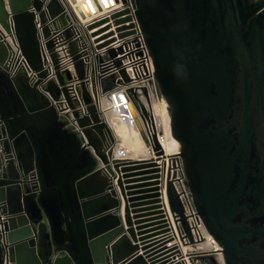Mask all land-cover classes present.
Instances as JSON below:
<instances>
[{"label": "water", "instance_id": "water-1", "mask_svg": "<svg viewBox=\"0 0 264 264\" xmlns=\"http://www.w3.org/2000/svg\"><path fill=\"white\" fill-rule=\"evenodd\" d=\"M76 2L0 0V264H264V0ZM137 25L175 153L118 54ZM108 97L150 156L114 153Z\"/></svg>", "mask_w": 264, "mask_h": 264}, {"label": "built area", "instance_id": "built-area-1", "mask_svg": "<svg viewBox=\"0 0 264 264\" xmlns=\"http://www.w3.org/2000/svg\"><path fill=\"white\" fill-rule=\"evenodd\" d=\"M94 30V29H93ZM94 37H91V40ZM11 43L13 44L14 49L18 52L19 51V45L15 41H13L11 38ZM117 42V41H116ZM122 46V49L119 51V56L122 57V64L125 67L126 71L128 74L131 76L132 84L134 85H141V84H151L152 85V90L157 94V97L160 100H163L164 98L162 96H159L156 90V84H155V75H154V65L150 56V53L148 51L147 45L145 43L143 34L139 28V26H136V32L130 34L124 42L120 41L117 42L116 44H120ZM161 137V136H160ZM162 141V140H161ZM174 169L177 172V177L175 179V184L177 187V190L180 193V197L185 205V212L188 215V220L189 223L192 227L193 232L201 236L202 232V227L203 223L201 220L200 215L198 214L195 206L192 203V198L190 195V191L185 185L184 182V175H183V170L181 163L179 161L175 162ZM164 203L165 206L164 210L166 211L169 209L168 208V201L166 198L165 194V189H164ZM172 221H167V230L163 232L161 235V240L158 242V246L163 245L167 247H172L175 244H179L182 246V241L179 237V233L175 228L174 222ZM172 224V226H171ZM209 241L214 244L215 248H218L219 245L217 242L209 236Z\"/></svg>", "mask_w": 264, "mask_h": 264}, {"label": "crops", "instance_id": "crops-1", "mask_svg": "<svg viewBox=\"0 0 264 264\" xmlns=\"http://www.w3.org/2000/svg\"><path fill=\"white\" fill-rule=\"evenodd\" d=\"M77 3L82 5L83 2H82V0H77ZM106 3L107 4H111L110 1H107ZM72 6H75V5L72 4ZM99 14L100 13L93 14V16H98ZM81 20H82V22H85L87 19H81ZM103 25L104 24H102L100 26H103ZM96 28H98V27H96ZM110 28L114 29L115 26L113 25ZM91 31L92 30H90V32ZM60 48L61 47H58V49H60ZM148 91H149V94H150V97H151V101H152V106H153V111H154L155 117L158 114L162 115L161 111H160V106L163 104L162 100H160L157 97V94L153 90L149 89V87H148ZM143 93L144 92L141 90V93H140L139 96L141 97V99L145 103H147L146 95L143 94ZM103 100L101 101V104H100V110H103V114L102 115L110 123V125H111V127L113 129V133H114V135H115V137L117 139L115 141L116 145H115L114 153L116 155H118V156H122V154L129 155V156H131L133 158H137V157H141V156H150L151 153H149V149L147 148L146 144L144 143V141H142L140 135L136 134V133H138L137 130L133 126H130V125L126 124L124 119L120 116V113L118 111L119 109H117V107H116L115 98L114 97H111V98L108 97V98H104ZM165 113L168 114V111H166ZM165 118H166V114H164V120H165ZM155 120H156V118H155ZM121 125H123L126 128L127 132L129 131L128 134L130 135V139H127L128 137H126L125 133L121 130ZM161 126L163 127V129L165 131L164 135L161 136L162 143L164 142L163 140H165V142L168 143L170 141V139H171V135H170L168 124H165L164 122H162ZM134 132H136V133H134ZM135 136H138L139 139L136 138ZM131 142H132V144H131ZM165 149H166V146H165ZM116 181H117V178L114 179V185H115V188H116L117 193H118L117 197L121 201L120 209H119L118 212H119V214L121 216L122 224L125 226V228H127L126 221H125V218H124V215H125V210H124L125 200H124V196L121 193L120 188L117 185ZM138 237H140V236H138ZM138 243H141V241L139 240ZM198 246L200 248H213L214 245L209 240H207V241L199 242ZM186 248H187L186 246H182L183 250H185ZM140 252H142V250ZM215 256L217 257V259H219V260L221 259V254L219 252L217 254H215Z\"/></svg>", "mask_w": 264, "mask_h": 264}, {"label": "bare ground", "instance_id": "bare-ground-1", "mask_svg": "<svg viewBox=\"0 0 264 264\" xmlns=\"http://www.w3.org/2000/svg\"><path fill=\"white\" fill-rule=\"evenodd\" d=\"M83 1H87V0H82V2ZM107 1H110L111 2V4H116V2H115V0H101V2H107ZM92 5H91V4ZM90 3L89 2H86V7H87V9H89V10H91L92 9V6L94 7V8H97V6H96V3H95V0H90ZM94 3V4H93ZM76 4H78L77 2L76 3H74V5H76ZM83 4V3H82ZM107 4V3H106ZM148 87H149V89H151L152 90V85L151 84H148ZM141 91V90H140ZM153 92V91H152ZM144 94V93H143ZM104 101V100H103ZM162 105L160 106V111H161V114L162 115H160V114H158V115H156V124L158 125V126H161L162 125V122H164L165 124H168V127H169V115L167 114V113H165L166 111H167V104H166V101H165V99H163L162 100ZM158 113V112H157ZM164 114H166V118H165V120H164ZM124 121H125V119H124ZM126 122V121H125ZM126 124H128L127 122H126ZM129 125V124H128ZM134 127V126H133ZM135 128V127H134ZM121 130L125 133V136L126 137H128L127 139H130V135L128 134L129 133V131L127 132V130H126V128L123 126V125H121ZM170 131V130H169ZM138 132V131H137ZM134 133H136V132H134ZM133 133V134H134ZM164 133H165V131H164ZM136 134H139V133H136ZM162 135H164V134H162ZM161 135V136H162ZM124 136V137H125ZM136 138H138L139 139V137L138 136H135ZM126 139V140H127ZM137 139V140H138ZM143 141V140H142ZM164 142L162 143L163 144V147H164V149H165V146H166V149H165V151H166V153L167 154H171V153H175V152H177L178 150L177 149H179V143H178V141L174 138V137H172L171 136V139H170V141L168 142V143H166L165 142V140H163ZM130 143V142H129ZM131 144H132V142H131ZM177 150V151H176ZM182 246H185V245H183L182 244ZM187 247V246H186ZM215 254H217V253H215ZM188 264H192V263H188Z\"/></svg>", "mask_w": 264, "mask_h": 264}]
</instances>
